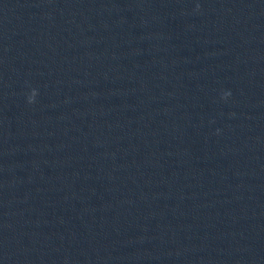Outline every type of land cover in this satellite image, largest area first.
I'll list each match as a JSON object with an SVG mask.
<instances>
[{
	"label": "water",
	"instance_id": "1",
	"mask_svg": "<svg viewBox=\"0 0 264 264\" xmlns=\"http://www.w3.org/2000/svg\"><path fill=\"white\" fill-rule=\"evenodd\" d=\"M0 264H264V0H0Z\"/></svg>",
	"mask_w": 264,
	"mask_h": 264
}]
</instances>
